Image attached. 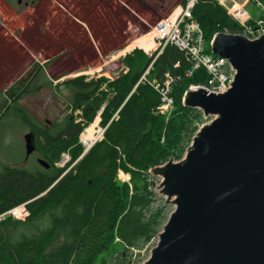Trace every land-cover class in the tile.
<instances>
[{
    "label": "trees",
    "instance_id": "trees-1",
    "mask_svg": "<svg viewBox=\"0 0 264 264\" xmlns=\"http://www.w3.org/2000/svg\"><path fill=\"white\" fill-rule=\"evenodd\" d=\"M194 17L208 52L217 33L242 29L216 0H199ZM122 61L127 70L113 79L78 75L62 81L71 93V107L82 110V121L68 115L43 125L30 115L35 151L50 166H5L0 173V214L25 202L30 212L25 220L0 221V264H112L113 259L132 264L129 252L142 249L159 233L167 217L164 206L153 207L150 171L184 157L204 116L185 105L183 97L190 85L207 82L208 75L200 68L186 76L185 54L171 44L157 58L135 48ZM36 66L38 77L42 66ZM150 66L148 79L181 75L168 121L156 113L159 93L139 82ZM47 79L37 91L52 85ZM33 81L35 76L27 83L15 81L7 92L10 100L1 108L16 103L19 116L26 119L29 112L19 100ZM98 115L104 137L84 153L79 136ZM64 152L71 160L59 167L56 163ZM120 171L130 180H120Z\"/></svg>",
    "mask_w": 264,
    "mask_h": 264
},
{
    "label": "water",
    "instance_id": "water-1",
    "mask_svg": "<svg viewBox=\"0 0 264 264\" xmlns=\"http://www.w3.org/2000/svg\"><path fill=\"white\" fill-rule=\"evenodd\" d=\"M211 49L237 73L225 93L186 91L184 104L214 119L180 162L151 170L174 210L142 264H264V34L220 32ZM25 149L36 150L32 132Z\"/></svg>",
    "mask_w": 264,
    "mask_h": 264
},
{
    "label": "rangeland",
    "instance_id": "rangeland-1",
    "mask_svg": "<svg viewBox=\"0 0 264 264\" xmlns=\"http://www.w3.org/2000/svg\"><path fill=\"white\" fill-rule=\"evenodd\" d=\"M180 1L175 0L176 3ZM100 3L101 0H0V173L5 166L33 169L39 165L41 154L34 151L27 155L25 149V135L31 132V116L43 125L61 122L68 115H73L75 120H83L82 110L71 107V93L62 84L63 80L78 75H86L88 79L102 76L114 78L122 71L124 56L119 54L133 46L135 40L148 35L155 24L168 15H145L144 20L143 16H139V13L143 14L140 10L143 7L137 9L130 6L127 32L115 34L122 35L120 40L101 44L104 35L87 32L82 25L83 20L89 23V19H94L92 14L95 12L99 20L106 24L108 3L102 6ZM225 3L228 6L245 4L250 12L249 24L253 27H257L263 17L261 7L254 0H227ZM79 27L83 30L78 31ZM232 34L243 35V32L241 29V32ZM107 35L108 32L105 37ZM136 47H131L127 53ZM37 64L42 66L38 77L35 75ZM34 76L35 81L28 87L27 94L19 100L20 105L30 113L27 112L26 119L19 116L20 109L16 103L2 109L3 103L10 100L7 92L11 85L15 81L27 83ZM46 79L52 85L37 91L36 88ZM128 176L123 171L118 173L122 181H126ZM153 177L152 185L157 180L156 176ZM163 206L167 219L159 233L174 206L165 204L163 197L155 196L153 207ZM159 233L142 249L129 252L132 264H142L149 258L158 243ZM112 264H117L114 259Z\"/></svg>",
    "mask_w": 264,
    "mask_h": 264
},
{
    "label": "built area",
    "instance_id": "built-area-1",
    "mask_svg": "<svg viewBox=\"0 0 264 264\" xmlns=\"http://www.w3.org/2000/svg\"><path fill=\"white\" fill-rule=\"evenodd\" d=\"M216 1H218L219 4L226 8L227 13L231 17H233L237 22H239L242 27V32L244 36L248 37L251 40H255L264 34V0H254V2L259 7H261L263 11V17L259 20L257 27H253L249 24L250 12L249 10H247V8H245V4L234 3L228 6L225 3L227 0ZM198 2L199 0H185L183 4L176 6L165 18L161 19L155 24L153 30L148 35L142 36H147L146 38H144V44L153 43V45L149 49H146L145 47L140 45H137L136 48L142 49L147 55L150 56L155 54V58H157L159 54L164 51L165 47L168 44L177 46L181 51L184 52L186 60L189 64L185 72L186 76H192L195 71L199 70L200 68H204L208 75L207 82L202 84H192L190 85L188 91L194 90V88L204 87L208 89L209 92H214L216 94L225 93L228 91V89L232 87V82L234 81L237 72L227 58L215 55L212 52V49L210 52L207 51L208 47L204 39V32L199 21L194 17V8ZM211 44L212 41L210 43V48ZM126 54H128L127 50H124V52H121L119 56L123 55L125 57ZM176 66H179V62L176 64ZM150 68L151 66L148 67V69L144 72L139 82L149 83L159 93L160 104L156 108V113L162 115L165 120L168 121L175 107V98L173 94L174 88L176 84L181 80V75L166 73L163 79L161 80L156 78L148 79L147 75L150 72ZM126 70L127 69H125V71ZM203 116L204 120L202 123L199 124L198 130L214 119L213 116H205L204 114ZM209 118H211V120L206 121ZM98 119L99 120L97 121L96 125L97 132L94 137H87L85 135V132L88 126L96 122L97 118L94 120V122L85 126L84 130L79 136V141L84 146V153L87 152L97 141L101 140L104 137L105 127L100 124L101 119L99 117ZM76 121L79 122V120ZM198 130L193 135L192 141L197 135ZM188 148L185 154L187 153ZM70 160L71 156L69 155V153L64 152L60 160L56 164L59 167H64L70 162ZM156 177L157 180L155 184L152 185V190L154 194L159 189H161L160 186H157L165 179L162 175H157ZM129 180L130 176L126 178V181ZM155 196L156 195H154L153 197ZM160 197H163L165 199V204H172L167 202V194H162L160 195ZM29 214L30 212L27 206V202H25L1 213L0 221L8 217H12L19 220H25Z\"/></svg>",
    "mask_w": 264,
    "mask_h": 264
},
{
    "label": "crops",
    "instance_id": "crops-1",
    "mask_svg": "<svg viewBox=\"0 0 264 264\" xmlns=\"http://www.w3.org/2000/svg\"><path fill=\"white\" fill-rule=\"evenodd\" d=\"M152 1V0H151ZM150 0H101L100 5L102 6L103 3H108V7L106 10V24L104 25L97 15V12L92 14V18L89 19V23L86 21H82V25L85 27L84 29L87 32H94L104 35L101 44L112 42L116 39H121L122 35H115L121 34L122 32H127L128 24L130 22V6L143 10V14L139 13V16L149 17L151 15L155 16H164L169 14L176 6H179L185 2V0H181L180 2H175V0H154L151 2ZM150 3V4H148ZM141 4V5H140ZM98 10V9H96ZM132 15V14H131ZM142 18V17H141ZM145 20V19H144ZM105 26V28H103ZM83 30V28L79 27L78 31ZM106 32H108L107 37H105ZM120 32V33H119ZM125 70L124 64L122 66V71ZM108 78H111L107 76ZM113 79V78H111Z\"/></svg>",
    "mask_w": 264,
    "mask_h": 264
},
{
    "label": "bare ground",
    "instance_id": "bare-ground-1",
    "mask_svg": "<svg viewBox=\"0 0 264 264\" xmlns=\"http://www.w3.org/2000/svg\"><path fill=\"white\" fill-rule=\"evenodd\" d=\"M146 37H141V38L135 40L133 46H131V47H134L135 45H140V46L145 47L146 49H149L153 45V43L152 44L151 43L150 44H148V43L147 44H144L143 41H144V38H146ZM131 47H128L126 50L130 49ZM98 120L99 119H97L96 121H98ZM96 125H97V122L96 123L94 122V124L92 123L89 127H87L86 132H85V135L87 137H90L91 138V137H94L95 136V134L97 132Z\"/></svg>",
    "mask_w": 264,
    "mask_h": 264
},
{
    "label": "flooded vegetation",
    "instance_id": "flooded-vegetation-1",
    "mask_svg": "<svg viewBox=\"0 0 264 264\" xmlns=\"http://www.w3.org/2000/svg\"><path fill=\"white\" fill-rule=\"evenodd\" d=\"M31 131V130H30Z\"/></svg>",
    "mask_w": 264,
    "mask_h": 264
}]
</instances>
